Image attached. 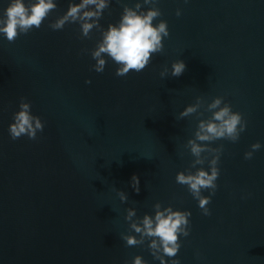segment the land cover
I'll return each mask as SVG.
<instances>
[{"label":"water","instance_id":"water-1","mask_svg":"<svg viewBox=\"0 0 264 264\" xmlns=\"http://www.w3.org/2000/svg\"><path fill=\"white\" fill-rule=\"evenodd\" d=\"M55 2L41 28L14 43L0 34V264H131L137 255L160 264L149 241L129 247L121 239L138 236L126 209L142 218L154 215L157 202L192 213L175 257L181 264H264V0H159L162 16L154 23L167 21L164 49L144 70L123 77L107 57L103 73L92 70L99 31L88 39L78 24L48 27L70 0ZM137 2L151 7L112 0L101 26L117 23L123 4ZM7 3L0 0V13ZM178 59L186 70L172 77ZM198 96L209 103L222 96L248 121L238 142L211 145L224 146L211 216L175 180L194 159L185 145L198 119L211 115L201 109L203 116L176 119ZM21 97L45 123L36 140L10 138ZM256 142L261 149L245 160ZM197 167L209 170L207 162Z\"/></svg>","mask_w":264,"mask_h":264},{"label":"clouds","instance_id":"clouds-1","mask_svg":"<svg viewBox=\"0 0 264 264\" xmlns=\"http://www.w3.org/2000/svg\"><path fill=\"white\" fill-rule=\"evenodd\" d=\"M112 0H70L67 10L48 25L52 30H63L67 24H78L82 38L91 39L93 30L99 31L101 39L90 50V56L95 61L91 66L96 73H103L107 64L106 57L111 59L118 67L115 75L126 76L130 71L141 72L149 65L153 54L161 53L164 49L163 40L169 36L167 21L159 20L154 23L162 12L156 5L159 0H143L144 5H151L146 11L142 10L140 2L134 7L123 4V11L117 23H109L103 28L100 20L103 13L109 8ZM121 3L122 0H116ZM188 0H185L187 3ZM55 0H8L7 6L0 13V34L9 43H14L20 35H27L34 28H41L43 22L57 9ZM176 15H181L177 9ZM88 49H82L81 53H88ZM186 70L183 60H176L171 64V76L180 77ZM169 69L165 67L160 72L161 78L168 76ZM91 84V80H85ZM203 109L211 115L206 119H198L193 138L187 140L185 147L189 149L194 159L185 171L176 174L177 184L187 186L191 196L198 201V207L204 216H211L208 205L217 190V179L220 176L218 164L224 151V146L212 147L217 140H227L236 143L241 133L246 131L248 121L243 114L232 110V106L224 101V97L217 96L206 102L203 97H197L195 103L184 108L176 117L177 120L196 114L203 116ZM45 123L39 116L31 112V102L26 97L20 98L19 110L13 114V122L9 125V135L12 140L26 136L30 140L37 139V133L43 132ZM251 150L244 153L245 160H251L254 153L261 149L260 142L253 143ZM208 163L209 170L197 165ZM195 169V171H192ZM131 187L138 194L140 192V180L132 175ZM204 190L209 195H202ZM119 199L122 203L128 202L127 194L119 190ZM154 215L144 214L137 217L134 207L126 209L125 220L129 222L130 232L122 234L121 239L129 247L143 245L149 241L148 249L152 257L160 264H168L165 257L171 259V264H181L175 259L181 248L180 236L187 237L190 234L191 211L174 210L171 206L162 207L161 203L154 204ZM127 264V262H125ZM131 264H147L140 256L134 257Z\"/></svg>","mask_w":264,"mask_h":264}]
</instances>
